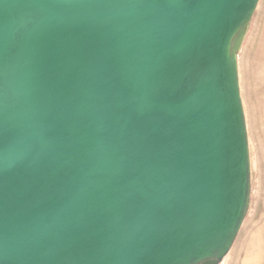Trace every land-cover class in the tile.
Returning a JSON list of instances; mask_svg holds the SVG:
<instances>
[{"label":"water","instance_id":"obj_1","mask_svg":"<svg viewBox=\"0 0 264 264\" xmlns=\"http://www.w3.org/2000/svg\"><path fill=\"white\" fill-rule=\"evenodd\" d=\"M259 2L0 0V264L224 261Z\"/></svg>","mask_w":264,"mask_h":264},{"label":"rangeland","instance_id":"obj_2","mask_svg":"<svg viewBox=\"0 0 264 264\" xmlns=\"http://www.w3.org/2000/svg\"><path fill=\"white\" fill-rule=\"evenodd\" d=\"M246 116L251 193L239 235L221 264H264V0H260L238 54Z\"/></svg>","mask_w":264,"mask_h":264}]
</instances>
